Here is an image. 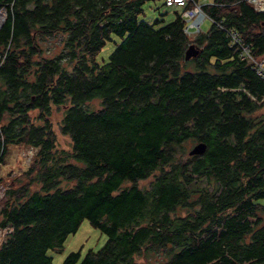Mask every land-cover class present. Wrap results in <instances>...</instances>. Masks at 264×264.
Instances as JSON below:
<instances>
[{
    "label": "trees",
    "instance_id": "1",
    "mask_svg": "<svg viewBox=\"0 0 264 264\" xmlns=\"http://www.w3.org/2000/svg\"><path fill=\"white\" fill-rule=\"evenodd\" d=\"M149 1L0 0V163L34 148L0 204V264H51L85 218L106 240L62 264H264V81L227 34L264 57V10L208 0L187 34L190 2L163 22L139 18Z\"/></svg>",
    "mask_w": 264,
    "mask_h": 264
},
{
    "label": "rangeland",
    "instance_id": "2",
    "mask_svg": "<svg viewBox=\"0 0 264 264\" xmlns=\"http://www.w3.org/2000/svg\"><path fill=\"white\" fill-rule=\"evenodd\" d=\"M197 2L201 1L198 0ZM151 3H154L155 7ZM174 9H178V7L149 1L144 5V15H140L139 18L151 21L153 18L160 17L163 19V22H166L174 16ZM195 19L194 16L186 21L188 24L192 23L191 26H197L196 29L199 30H205L210 25V20L206 18L205 15H201V21L198 19L195 21ZM194 21L195 23H193ZM192 31L193 30H190V32ZM113 47L114 43L112 41H107L97 55L98 61L106 60ZM60 115L61 112H56L54 114V121H57L60 118ZM54 127L58 145L69 147V136L58 130L57 122L54 123ZM186 143L187 150L194 144V142L188 141ZM33 155L34 148L30 146L17 145L14 143L7 145L5 159L0 163V204L6 196L7 189L17 185L18 176L26 169ZM6 232L7 230L0 229V242L3 241ZM105 240V234H103L96 226L89 223L85 218L81 221L77 230L67 236L63 247L60 250H49L51 264H62L65 256L71 251H78L81 255L89 250L96 251L103 245Z\"/></svg>",
    "mask_w": 264,
    "mask_h": 264
},
{
    "label": "built area",
    "instance_id": "3",
    "mask_svg": "<svg viewBox=\"0 0 264 264\" xmlns=\"http://www.w3.org/2000/svg\"><path fill=\"white\" fill-rule=\"evenodd\" d=\"M201 2H197L194 0H164V3L166 5H173L179 8H183L187 3H191L190 7H185L181 9L180 16L184 19L186 25L184 27V31L187 34H190V30L192 28L196 29L197 26H191L192 23H187L186 20L190 19L191 17H194L201 21V16L198 18V15H205L201 10V5L208 0H200ZM247 2L251 3L255 9L257 10H264V0L259 2L258 0H246ZM0 13L2 15V19L0 20V25L3 23L4 15H5V9L0 7ZM206 17V15H205ZM195 19V21H196ZM195 21L193 23H195ZM200 24V22H199ZM198 24V26H199ZM199 28V27H198ZM228 36L230 37V43L234 45L235 49H237L239 55L241 58H243L247 65L256 73L257 76H259L264 81V57H257L252 53L250 45L243 41L236 31L229 29L227 31ZM264 96V95H263ZM1 230H9L8 227L6 228H0Z\"/></svg>",
    "mask_w": 264,
    "mask_h": 264
},
{
    "label": "water",
    "instance_id": "4",
    "mask_svg": "<svg viewBox=\"0 0 264 264\" xmlns=\"http://www.w3.org/2000/svg\"><path fill=\"white\" fill-rule=\"evenodd\" d=\"M200 47L196 45L195 43H189L187 47L185 48V58H191L196 57L200 53ZM206 149V143L205 141H197L195 142L189 149L188 154H202Z\"/></svg>",
    "mask_w": 264,
    "mask_h": 264
},
{
    "label": "bare ground",
    "instance_id": "5",
    "mask_svg": "<svg viewBox=\"0 0 264 264\" xmlns=\"http://www.w3.org/2000/svg\"><path fill=\"white\" fill-rule=\"evenodd\" d=\"M259 2L263 1V0H258ZM201 15H198V18H200ZM2 19V15L0 13V20Z\"/></svg>",
    "mask_w": 264,
    "mask_h": 264
},
{
    "label": "clouds",
    "instance_id": "6",
    "mask_svg": "<svg viewBox=\"0 0 264 264\" xmlns=\"http://www.w3.org/2000/svg\"><path fill=\"white\" fill-rule=\"evenodd\" d=\"M4 17H5V15H4ZM4 21V20H3Z\"/></svg>",
    "mask_w": 264,
    "mask_h": 264
}]
</instances>
